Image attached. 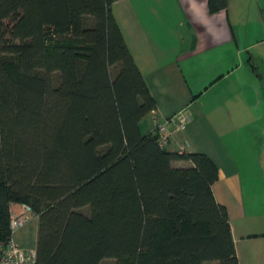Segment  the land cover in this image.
I'll return each instance as SVG.
<instances>
[{"label": "trees", "instance_id": "16d2710c", "mask_svg": "<svg viewBox=\"0 0 264 264\" xmlns=\"http://www.w3.org/2000/svg\"><path fill=\"white\" fill-rule=\"evenodd\" d=\"M113 1L0 0V249L18 204L33 264H238L214 163L141 131L155 103Z\"/></svg>", "mask_w": 264, "mask_h": 264}, {"label": "crops", "instance_id": "0c3cea01", "mask_svg": "<svg viewBox=\"0 0 264 264\" xmlns=\"http://www.w3.org/2000/svg\"><path fill=\"white\" fill-rule=\"evenodd\" d=\"M110 9L155 103L144 131L153 129L147 123L189 118L182 131L169 125L165 148L201 153L214 163L212 193L227 212L237 263L264 264V183L251 178L254 151L232 115L242 105L239 92L243 100L258 96L264 107V0H225L214 12L207 0H115ZM196 66L204 79L191 78ZM210 92L219 102L210 100ZM9 210L17 213L20 205ZM36 226L33 216L11 240L34 253Z\"/></svg>", "mask_w": 264, "mask_h": 264}, {"label": "rangeland", "instance_id": "374dc122", "mask_svg": "<svg viewBox=\"0 0 264 264\" xmlns=\"http://www.w3.org/2000/svg\"><path fill=\"white\" fill-rule=\"evenodd\" d=\"M194 62L198 65L197 60ZM197 67L198 66H196L195 70L192 72L191 78L195 80H198L199 77L204 79V72H201V68ZM242 84L252 85L250 83ZM240 96L239 92L238 101H240L242 105L237 106L232 110V115L235 120L234 123H236L233 125L238 128L239 134L242 138L247 137L249 145L253 148V161H250L249 163L252 166L251 178L263 180L264 183V140L262 139L264 136V107L261 103L257 105L256 100H258L259 97L256 95L251 97L247 94V99L245 97V100L241 99ZM219 99V95L216 96L214 95V92H210V100H216L219 102ZM148 127L154 128V126L147 123V129ZM143 130L144 129L141 126V131L143 132ZM103 263L112 264L113 262L111 260H105Z\"/></svg>", "mask_w": 264, "mask_h": 264}, {"label": "built area", "instance_id": "2783aa9c", "mask_svg": "<svg viewBox=\"0 0 264 264\" xmlns=\"http://www.w3.org/2000/svg\"><path fill=\"white\" fill-rule=\"evenodd\" d=\"M189 122V118L185 115H179L175 118H169L161 123L154 124V132L157 136L158 145L162 148L168 145V141L171 137V131L169 125H172L176 131H182ZM34 215L30 209L25 205H20V210L17 213H10L9 216V230L12 234L17 229L25 226L29 219ZM34 253L26 251L18 247L10 239L0 249V264H33Z\"/></svg>", "mask_w": 264, "mask_h": 264}]
</instances>
